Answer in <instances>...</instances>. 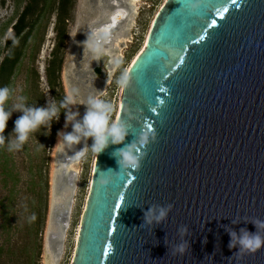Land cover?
Returning <instances> with one entry per match:
<instances>
[{
    "label": "water",
    "instance_id": "obj_1",
    "mask_svg": "<svg viewBox=\"0 0 264 264\" xmlns=\"http://www.w3.org/2000/svg\"><path fill=\"white\" fill-rule=\"evenodd\" d=\"M114 124L123 139L107 132L95 155L71 264H264V245L240 244L264 240V0H166ZM129 148L136 169L120 162Z\"/></svg>",
    "mask_w": 264,
    "mask_h": 264
},
{
    "label": "rangeland",
    "instance_id": "obj_2",
    "mask_svg": "<svg viewBox=\"0 0 264 264\" xmlns=\"http://www.w3.org/2000/svg\"><path fill=\"white\" fill-rule=\"evenodd\" d=\"M165 1L135 0L132 3L124 0V5L131 8V12L120 27V35L114 38L111 46L101 50L109 56L104 63L108 73L101 77L94 69L101 52L97 51L94 58L90 50L94 48L96 39L91 36L85 42L91 23L97 19L107 20L109 6L106 3L105 7L103 0H72V6L66 14L67 21L65 20L66 39L60 50L63 60L52 86L46 77V66L56 43L54 23L57 13L46 10L36 20V14L26 18L27 27L18 39L21 40L28 34L24 54L12 78L9 99L3 104L4 111L10 113L6 124V144L12 151L6 148V153L11 155L13 166L10 167L14 172L5 181L0 157V263L34 264L27 260L25 253L28 251L31 255L34 254L39 242L40 252L36 257V264H71L96 155L91 150L95 136L83 134L89 131L83 126V117L89 109L87 101L90 98L103 101L107 110L108 126L114 124L127 72L142 50ZM25 3L26 0H0V62L6 52V39L12 36L11 26ZM10 18L12 23L3 32L4 24ZM34 70H38V80ZM69 96L73 97V103L66 102V97ZM31 100H35L36 105L40 104V108L55 106L57 114L43 124L46 131L44 140L35 129L29 133L27 141L20 149H16L17 133L14 131V121L26 109L31 108ZM68 116L72 118L68 119ZM77 123L81 124L79 133L73 131V126ZM68 133L78 135L79 140L70 147H65L63 151L54 149V145ZM79 143L84 144L85 154L67 166L75 172L71 186H62L63 188L55 190L57 172L61 167L59 155L70 151ZM34 180H38L36 187L31 184ZM12 187L13 192H10ZM65 199V206H69L67 224L59 228L52 212L55 205ZM38 210L41 214L39 226L30 219ZM51 230L60 231V252L57 257H54L47 242ZM34 257L32 255V260Z\"/></svg>",
    "mask_w": 264,
    "mask_h": 264
},
{
    "label": "clouds",
    "instance_id": "obj_3",
    "mask_svg": "<svg viewBox=\"0 0 264 264\" xmlns=\"http://www.w3.org/2000/svg\"><path fill=\"white\" fill-rule=\"evenodd\" d=\"M90 40V37H87L85 43ZM13 45L17 43L15 39L12 40ZM93 52V57L95 58L97 54V49L91 48ZM103 54L102 52L100 53ZM10 90L7 87L0 88V145L4 144L3 131L6 127L10 113L3 110L2 105L9 99ZM22 99V98H21ZM67 103H73V97H66ZM87 103L89 104V109L85 116L83 117V126L86 127L89 131L84 132L85 136L93 135L95 136V143L92 146V152L99 153L104 147L106 142L105 131L113 137V142H119L123 139V130L120 129L116 124L108 126L107 119V110L103 101L99 99L90 98ZM57 109L55 106H50L48 108H36V109H26L24 114L18 117L14 121V131L17 133L15 148L20 149V147L27 141L29 133L33 132L39 125L44 124L51 120L52 117L56 116ZM71 119V116L67 117ZM73 131L75 133L81 132V124L77 123L73 126ZM47 134V133H46ZM59 135V133H58ZM147 133L141 137V144L146 142ZM79 140V136L68 133L64 134L62 140L58 141L54 145V149L63 151L65 147H70L72 144L76 143ZM8 151H12L9 147ZM85 154V152H77L73 158L79 159ZM121 164L130 169H136L138 167V155H134L131 148L127 151H121ZM122 179V177L120 178ZM100 183L102 186H108L109 181L107 179L106 173H101ZM166 215L165 210H161L157 220H160ZM30 219L34 220L35 215L33 214ZM181 234L185 231L184 228L179 229ZM234 235V234H233ZM242 245L241 251L247 250L250 253L256 252L262 245H264V240L261 239L259 235H248L245 234L244 237L240 240ZM229 247H232L231 242ZM176 251L181 254L185 251V244L181 243L176 246Z\"/></svg>",
    "mask_w": 264,
    "mask_h": 264
},
{
    "label": "trees",
    "instance_id": "obj_4",
    "mask_svg": "<svg viewBox=\"0 0 264 264\" xmlns=\"http://www.w3.org/2000/svg\"><path fill=\"white\" fill-rule=\"evenodd\" d=\"M41 1L43 2V4H41ZM71 2L72 0H48V1L47 0H26V3L22 11L20 12L17 20L11 26L12 36L7 38L5 42L6 52L0 62V88L7 87L8 89H10L12 78L14 77L16 70L21 62L22 56L24 54V45H25V42L27 39L26 37L28 34L25 36V38L22 37L21 40H18V39L21 38L20 36L22 35L24 29L27 27L26 18L28 17V15L36 14V18L34 19L36 20L38 15L42 14L46 10H50V11L53 10V11H56L57 13L56 14L57 19L54 23L55 25L54 28L56 32V37H55L56 43L50 53L51 56L46 66V74H47L46 77L48 78L49 85L50 86L53 85V83L55 82L54 80L56 79V75L58 76L59 74L62 60H63L62 56L60 55V50L64 46L65 39H66L67 33H66V27H65V20L67 21L66 14L68 10L70 9V7L72 6ZM11 23H12V18H10L7 22H5L3 32L5 31L7 26ZM13 39L17 41L15 45H13L12 43ZM37 71L34 70L36 80L39 79V75ZM34 81L35 79L33 80V82ZM34 101L35 100H31L32 102V104H30L31 108L32 109L40 108V104L36 105ZM36 130L38 134H40V136L42 137V140H44L46 137L45 135L46 131H45V127L43 126V124L39 125L36 128ZM3 136H4V144L0 145V157H2V162H3L2 173L5 174V181H6V177L13 176V172H14L13 169L10 167V166H13L11 155L6 153V148H7L6 127L3 131ZM31 184H33L36 187L38 185V180H34L33 182H31ZM10 192H13V187L12 189H10ZM37 205L41 207L40 203H38ZM40 216H41L40 210H38L35 215V219L32 220V222H34L35 225L37 226L40 225ZM0 250H1V247H0ZM39 252H40V244L39 242H37L36 251L34 254H32L33 256L35 255L34 260H32V255L28 251L25 253V255L27 256V260L29 259L30 261H33L34 264H36L37 263L36 257L39 255Z\"/></svg>",
    "mask_w": 264,
    "mask_h": 264
},
{
    "label": "bare ground",
    "instance_id": "obj_5",
    "mask_svg": "<svg viewBox=\"0 0 264 264\" xmlns=\"http://www.w3.org/2000/svg\"><path fill=\"white\" fill-rule=\"evenodd\" d=\"M130 1L132 3L135 2V0H130ZM106 3L109 6L108 7L109 12L107 13V20L103 21L101 19L100 20L97 19L96 21L91 23V25L89 26V31L87 32V37L93 36L96 39L93 46L95 49H97V51H100V52L102 49L108 48L109 46H111L114 38L120 35L121 33L120 27L123 21L126 19V17L131 12V8L124 5V0H103V5L105 7H106ZM145 43H146V39L144 41V46H145ZM144 46L142 47V49L144 48ZM102 53H103L102 56H104L103 59H105L104 63H106L107 62L106 59H108L109 56L106 55L104 52ZM118 107H119V104H118ZM83 151H84V144L79 143L70 151L65 152V153L62 152L59 155L60 163H61L59 182L61 183V185H63L64 188H68L71 186V183L73 182L72 178L75 176V172L73 170H70L67 166H69V164L78 160V159L73 158L77 152H83ZM62 204L59 207H57V209H55L54 219H55V222H58L59 228L65 227L67 224V221L64 218V216L66 215V211L68 210L69 206H65L64 204L63 205ZM79 227H78L76 238H78ZM59 252H60V249H59ZM54 257H57V252H55Z\"/></svg>",
    "mask_w": 264,
    "mask_h": 264
},
{
    "label": "flooded vegetation",
    "instance_id": "obj_6",
    "mask_svg": "<svg viewBox=\"0 0 264 264\" xmlns=\"http://www.w3.org/2000/svg\"><path fill=\"white\" fill-rule=\"evenodd\" d=\"M80 40V39H79ZM97 72V74H99L100 75V72H101V68H100V66L97 64V66H95V68H94Z\"/></svg>",
    "mask_w": 264,
    "mask_h": 264
},
{
    "label": "snow or ice",
    "instance_id": "obj_7",
    "mask_svg": "<svg viewBox=\"0 0 264 264\" xmlns=\"http://www.w3.org/2000/svg\"><path fill=\"white\" fill-rule=\"evenodd\" d=\"M161 91H163V89H161Z\"/></svg>",
    "mask_w": 264,
    "mask_h": 264
}]
</instances>
